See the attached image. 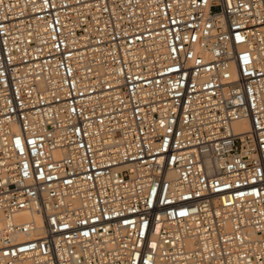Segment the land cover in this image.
<instances>
[{"label":"built area","instance_id":"2783aa9c","mask_svg":"<svg viewBox=\"0 0 264 264\" xmlns=\"http://www.w3.org/2000/svg\"><path fill=\"white\" fill-rule=\"evenodd\" d=\"M0 264H264V0H0Z\"/></svg>","mask_w":264,"mask_h":264},{"label":"snow or ice","instance_id":"6c2138e0","mask_svg":"<svg viewBox=\"0 0 264 264\" xmlns=\"http://www.w3.org/2000/svg\"><path fill=\"white\" fill-rule=\"evenodd\" d=\"M185 213H181V215H184ZM87 233H85V235H86ZM153 247H155V245H153Z\"/></svg>","mask_w":264,"mask_h":264}]
</instances>
